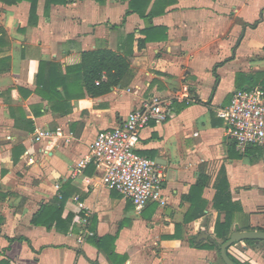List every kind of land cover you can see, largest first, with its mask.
Wrapping results in <instances>:
<instances>
[{"label": "crops", "instance_id": "0c3cea01", "mask_svg": "<svg viewBox=\"0 0 264 264\" xmlns=\"http://www.w3.org/2000/svg\"><path fill=\"white\" fill-rule=\"evenodd\" d=\"M147 1L145 14L155 1L164 14L143 19L127 1L70 0L46 17L39 0L34 26L29 3H0L7 43L0 49V264H222L214 225L224 215L213 209L221 168L238 209L231 233L264 229V168L243 157L255 151L236 150L216 116L234 92L264 87V0ZM98 49L131 54L129 85L97 98L83 91L68 114L53 113L36 92L39 64L57 63L64 74L82 53ZM151 97L171 105L166 121L144 129L137 152L168 173L166 205L150 203L137 213L101 186L92 164L75 166L89 157L97 133L120 126ZM57 127L72 133L70 143L33 142L37 129ZM79 203L90 212L92 234L81 245ZM53 206L62 220L72 217L66 233L33 224L47 220ZM201 208L202 216L187 222ZM241 244L228 249L231 258L264 264V249Z\"/></svg>", "mask_w": 264, "mask_h": 264}, {"label": "built area", "instance_id": "2783aa9c", "mask_svg": "<svg viewBox=\"0 0 264 264\" xmlns=\"http://www.w3.org/2000/svg\"><path fill=\"white\" fill-rule=\"evenodd\" d=\"M184 94L188 87L182 88ZM184 100V99H183ZM190 102L186 99V104ZM170 101L151 97L141 102L120 126L97 133L90 146V154L76 166V171L92 164L99 173L101 186L109 192H115L132 203L137 213L150 203L163 207L166 201L162 195L168 173L161 170L154 159L141 156L137 146L144 129L151 121L164 122L168 116ZM216 116L223 120L229 139L238 152L244 153L249 148H264V90L253 88L234 92L224 106L216 110ZM34 143L46 141L55 143L60 140L65 144L72 141L73 135L62 127L54 131L37 129L32 134ZM82 213V229L77 238L81 245L88 230L90 212L79 203Z\"/></svg>", "mask_w": 264, "mask_h": 264}, {"label": "trees", "instance_id": "16d2710c", "mask_svg": "<svg viewBox=\"0 0 264 264\" xmlns=\"http://www.w3.org/2000/svg\"><path fill=\"white\" fill-rule=\"evenodd\" d=\"M93 1L103 5L106 0ZM120 1H127L130 11L138 14L140 18L143 19L147 18L152 20L154 17L164 14L165 10L162 9L159 12L156 11V7L161 5L163 3L162 1H155L152 9L147 14H145V8L148 4L147 0ZM22 2H27L30 6L28 24L30 26L36 25L38 19L37 6L39 0H0V3L6 6H14ZM69 2L70 0H44V15L46 17L48 16L51 6L65 5ZM6 45L7 43L4 38V33L2 30H0V49ZM130 60V53L126 55H120L107 49H98L95 51L82 53L80 55L79 62L76 65L66 67L64 74H62L61 66L59 64L54 62H42L39 64L38 73L36 76V92L49 103L50 110L53 113L68 114L71 111L70 101L76 97L84 96L82 93L83 91H85L87 96L91 98H97L108 94L112 88H126L132 79ZM58 88H61V91H59ZM76 90H79L80 93H77ZM212 96L213 92L211 94V97ZM188 104L191 103L189 102ZM193 104L204 105L207 103H203L195 99ZM182 106L185 107L186 105L183 104ZM26 129L30 132L33 131V126L30 121L27 122ZM198 186L200 187V183H198ZM213 188L215 190L213 209L219 214L224 215V221H217L214 225V235L218 240H220V244H222L228 240L231 234L233 215L235 210H238L232 202L224 168L220 169ZM56 201L58 202V199H56L55 202ZM61 212L62 209L60 207H49L46 211L47 220L40 222L37 221V218H34L33 224L44 225L46 228H50L51 224H54L57 231L66 233L71 226L72 217L68 216L65 220H62ZM202 214L203 211L201 208L200 211L197 212L193 218L188 219L187 222L202 216ZM91 230L93 231V229ZM247 230L251 229L248 228ZM258 230L264 231V229ZM19 240L21 241V239ZM8 242L11 243L13 240L9 239ZM258 242L261 241L247 240L241 243L244 246L246 245L251 247ZM216 250L219 255L218 248H216ZM230 259L235 264H242L231 257Z\"/></svg>", "mask_w": 264, "mask_h": 264}, {"label": "water", "instance_id": "95a60500", "mask_svg": "<svg viewBox=\"0 0 264 264\" xmlns=\"http://www.w3.org/2000/svg\"><path fill=\"white\" fill-rule=\"evenodd\" d=\"M247 240L264 242V231L249 230L242 232H232L227 241L220 245L215 244L219 250V256L223 264H235L228 256V249L237 243Z\"/></svg>", "mask_w": 264, "mask_h": 264}, {"label": "rangeland", "instance_id": "374dc122", "mask_svg": "<svg viewBox=\"0 0 264 264\" xmlns=\"http://www.w3.org/2000/svg\"><path fill=\"white\" fill-rule=\"evenodd\" d=\"M259 88H264V87H259ZM248 150L253 151V152L255 151V152L251 153V154H249V153L244 154L243 157L248 159L250 161V163L252 164V166H256V165L259 164V165H261L264 168V148H249ZM258 153H261V155L258 154ZM255 154H257V155L254 156ZM241 246L248 248V246H246V245L244 246V245L241 244ZM251 247L256 252H261L264 249V242L261 241V243H257L255 246H251Z\"/></svg>", "mask_w": 264, "mask_h": 264}]
</instances>
